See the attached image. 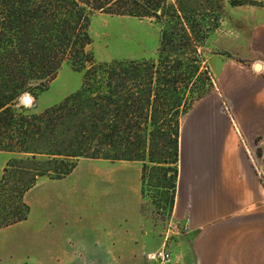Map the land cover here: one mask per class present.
<instances>
[{
  "label": "trees",
  "instance_id": "obj_1",
  "mask_svg": "<svg viewBox=\"0 0 264 264\" xmlns=\"http://www.w3.org/2000/svg\"><path fill=\"white\" fill-rule=\"evenodd\" d=\"M194 2L0 0V152L11 156L0 179V230L28 219L24 197L40 178L63 179L81 159L141 162L143 197L153 188L152 204L173 212L182 107L188 92L197 90L194 107L209 94L201 64L211 28L200 32ZM96 12L158 20V58L96 63L87 51ZM65 63L84 71L81 89L40 113L24 106L23 96L36 98Z\"/></svg>",
  "mask_w": 264,
  "mask_h": 264
},
{
  "label": "crops",
  "instance_id": "obj_2",
  "mask_svg": "<svg viewBox=\"0 0 264 264\" xmlns=\"http://www.w3.org/2000/svg\"><path fill=\"white\" fill-rule=\"evenodd\" d=\"M233 41L232 49H224L233 58L218 54L212 67V94L224 95L230 116L219 98L210 96L191 111L182 128L172 220L184 225L192 245L186 264H264V188L248 155L264 146V24L254 23ZM87 161L108 163V172L88 166L80 182L74 178L83 164L79 162L63 179L41 180L43 248L58 251L64 264L81 257L143 258L155 264L148 255L160 248L150 243L154 230L142 213L143 164ZM99 175L104 184L108 180V194H101L102 199L97 186L91 187ZM19 225L27 227L28 221ZM95 252L102 254H91Z\"/></svg>",
  "mask_w": 264,
  "mask_h": 264
},
{
  "label": "rangeland",
  "instance_id": "obj_3",
  "mask_svg": "<svg viewBox=\"0 0 264 264\" xmlns=\"http://www.w3.org/2000/svg\"><path fill=\"white\" fill-rule=\"evenodd\" d=\"M175 3L176 0H171ZM239 1L240 5L232 7L230 2ZM260 1V2H259ZM192 6L197 10L193 16L196 23L199 24V30L203 33L211 30L209 38L205 41L202 48L204 62L201 64V72H207L209 80H206L204 90L209 91L208 97H218L222 109L230 116L231 109L223 94H212L216 91L214 75L212 71L213 62L216 55H232L224 49H232L233 38L241 33H248L250 26L264 24V0H195ZM220 17V20L214 21V17ZM162 24L155 18H135L129 16H118L103 12H96L91 18L89 33L91 44L87 51L94 57L96 63H110L113 61H153L158 58ZM90 66V65H89ZM88 66V67H89ZM84 71H76L71 63H65L60 69L55 80L49 83L44 91H35L36 98L29 95L32 99L31 105L36 112H42L45 109L61 102L71 94L79 91L83 85ZM203 84L197 86L201 88ZM197 90H195L196 94ZM194 94L187 93L189 99L182 107L183 111V129L189 120L191 110L195 108ZM28 95V94H27ZM191 97V98H190ZM205 98V99H206ZM243 147V145H242ZM185 162L188 156V137L184 143ZM249 156H252L251 162L260 178L264 188V146L259 145L250 150ZM11 158L10 155L0 152V179L6 167V163ZM83 164L76 170L74 178H79L81 182L88 173V166L98 171L108 172V163L99 164L87 159H81ZM186 164L184 165V169ZM40 178L35 187L29 190L24 197L25 203L30 207L28 216V225H13L0 230V264H64V260L58 258V251H46L40 241L39 226L41 212L39 207V188ZM95 183L91 187L97 186L99 189L98 197L108 194V180L100 175L96 177ZM81 179V180H80ZM142 179V178H141ZM36 187V191H33ZM142 187V183H141ZM149 195H142V213L146 217V224L153 228L154 235L150 238V243L159 250H165L172 255L171 264H186L192 256V245L185 235L184 225L172 220V213L169 209L156 208L150 199V196L157 192L149 188ZM160 192L162 190H159ZM142 193V191H141ZM101 195L100 199L104 198ZM108 197V195H107ZM97 198V196H96ZM100 202V201H98ZM32 205L35 207L32 208ZM23 221V222H26ZM152 239V240H151ZM147 244V243H145ZM93 255L102 253L95 252ZM143 260V261H142ZM65 264H149L143 258L139 259H112L99 257L68 259Z\"/></svg>",
  "mask_w": 264,
  "mask_h": 264
},
{
  "label": "built area",
  "instance_id": "obj_4",
  "mask_svg": "<svg viewBox=\"0 0 264 264\" xmlns=\"http://www.w3.org/2000/svg\"><path fill=\"white\" fill-rule=\"evenodd\" d=\"M148 259L153 261L155 264H171L172 255L165 250H159L148 255Z\"/></svg>",
  "mask_w": 264,
  "mask_h": 264
},
{
  "label": "water",
  "instance_id": "obj_5",
  "mask_svg": "<svg viewBox=\"0 0 264 264\" xmlns=\"http://www.w3.org/2000/svg\"><path fill=\"white\" fill-rule=\"evenodd\" d=\"M22 102L24 105H31L32 104V99L30 98L29 95H25L22 98Z\"/></svg>",
  "mask_w": 264,
  "mask_h": 264
}]
</instances>
